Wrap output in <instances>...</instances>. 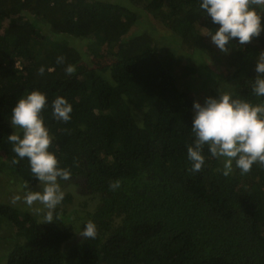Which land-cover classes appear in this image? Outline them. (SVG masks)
<instances>
[{
  "label": "trees",
  "instance_id": "16d2710c",
  "mask_svg": "<svg viewBox=\"0 0 264 264\" xmlns=\"http://www.w3.org/2000/svg\"><path fill=\"white\" fill-rule=\"evenodd\" d=\"M199 4L0 0V229L13 233L0 264H264V167L242 175L233 163L225 177V158L207 145L200 172L187 158L194 101L219 91L264 101L251 92L264 30L221 52L206 35L219 25ZM34 90L47 99L49 151L72 175L58 178L65 197L50 223L44 207L34 211L39 202L25 203L40 182L8 141L23 136L12 108ZM58 96L72 105L68 123L52 115ZM88 221L94 239L80 236Z\"/></svg>",
  "mask_w": 264,
  "mask_h": 264
},
{
  "label": "clouds",
  "instance_id": "9594fccd",
  "mask_svg": "<svg viewBox=\"0 0 264 264\" xmlns=\"http://www.w3.org/2000/svg\"><path fill=\"white\" fill-rule=\"evenodd\" d=\"M199 8L211 17L219 28L213 33L208 31L211 41L221 52H229L227 47L231 40L238 38L240 45L250 43L258 37L262 29L261 19L264 16V0H200ZM63 56L57 57V63H64ZM75 66L68 65L66 74L72 75ZM255 79L251 84V92L256 97H264V51L257 58ZM44 73V68L39 69ZM47 105L46 95L34 90L22 96L12 108L11 125L23 130V136L12 133L8 141L12 143V152L19 158H27L31 172L38 178L40 191L28 189L24 194L25 203L31 207L39 202L46 209V223L53 222V212L63 201L65 192L59 180L68 181L72 177L67 168L59 167L58 159L49 151L52 138L44 125L42 111ZM53 117L64 123L71 120L72 105L58 96L51 104ZM194 118L191 131L194 142L187 146V158L191 163L190 171L200 172L205 164L203 150L208 146L210 154L223 160L222 174L227 177L233 171V163L241 174L251 171L253 164L264 167V101L253 104L250 101L234 97L227 92H220L217 97H207L203 104L193 102ZM13 165L18 159L11 161ZM120 180L110 181L109 189L115 191L120 187ZM21 199L13 198V202ZM37 213L43 209H34ZM80 236L94 239L97 226L88 221Z\"/></svg>",
  "mask_w": 264,
  "mask_h": 264
},
{
  "label": "rangeland",
  "instance_id": "374dc122",
  "mask_svg": "<svg viewBox=\"0 0 264 264\" xmlns=\"http://www.w3.org/2000/svg\"><path fill=\"white\" fill-rule=\"evenodd\" d=\"M148 27L154 29L153 27L155 26L153 23L149 22L147 23ZM156 31H158V33L162 30H160V28H158L156 26ZM166 44V43H165ZM84 47V46H82ZM204 82H199V78L197 79L196 85L198 86V88H201V90L205 89V85H203ZM1 172H0V181H1ZM1 187V186H0ZM34 191V189L32 190ZM1 193V192H0ZM44 206L42 204H39V208L42 209ZM12 229L7 228L5 225L1 227L0 229V254L6 253L7 249L9 248V246L6 244L7 239L6 237L9 235H12Z\"/></svg>",
  "mask_w": 264,
  "mask_h": 264
}]
</instances>
